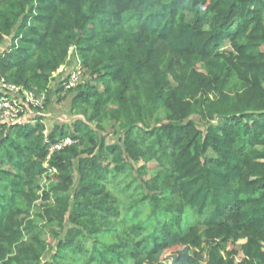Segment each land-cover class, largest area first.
Returning a JSON list of instances; mask_svg holds the SVG:
<instances>
[{"label": "trees", "instance_id": "16d2710c", "mask_svg": "<svg viewBox=\"0 0 264 264\" xmlns=\"http://www.w3.org/2000/svg\"><path fill=\"white\" fill-rule=\"evenodd\" d=\"M0 76L75 118L0 122V264H264V0H0Z\"/></svg>", "mask_w": 264, "mask_h": 264}, {"label": "built area", "instance_id": "2783aa9c", "mask_svg": "<svg viewBox=\"0 0 264 264\" xmlns=\"http://www.w3.org/2000/svg\"><path fill=\"white\" fill-rule=\"evenodd\" d=\"M73 53L74 48L70 47L68 51L67 63L73 61ZM75 61H77L76 67L73 70H70V72H66L68 80L63 83V87L65 90L76 87L81 77V64L76 55ZM65 68L66 65L61 67L58 71V74L64 72ZM44 99V93L36 97L32 93L21 87L7 83L0 76V122L8 123L11 125H24L31 122V118L28 115L30 113L29 107L34 110L41 109L44 104ZM33 122L34 121H32L31 123ZM44 134L45 136H47V132H45ZM73 143L74 141L70 138H64L56 143L53 142L50 146V151L47 159H49L50 155L54 152L63 150ZM44 166L45 168H47V174L52 175L56 173L55 169L50 168L47 162H45Z\"/></svg>", "mask_w": 264, "mask_h": 264}, {"label": "rangeland", "instance_id": "374dc122", "mask_svg": "<svg viewBox=\"0 0 264 264\" xmlns=\"http://www.w3.org/2000/svg\"><path fill=\"white\" fill-rule=\"evenodd\" d=\"M76 63H77V61H75V60L71 61V62H68L66 64V68H65L64 74L66 72H70V70H73L76 67ZM81 78L82 79L84 78V81L87 80V77H84L83 75H82ZM81 78L79 79L77 85H79V83H82ZM91 82L93 84H95L94 81L91 80ZM54 85L55 84H51L50 87L52 88ZM54 87H53V89H54ZM98 87H99L100 90H102V86L101 85H99ZM71 96L72 95H69L67 97L66 101L58 103L56 95H54L53 92H52V96H50V100L47 103V106L43 110H40L41 112H36V111H34V109H32L30 111L29 115L32 116L35 113L36 117H41L42 118V122L46 125L47 134L50 131V129L53 128L55 125L56 126H60L62 124H65L64 126H68L69 124H71L73 122V120H75V118L73 116V113L70 111V99H71ZM192 119L199 122L197 117H193ZM197 125H198L199 128H201V129L203 128V124H202L201 121ZM117 130H118V125L116 123H114V122H111L109 125H107V127L105 129V132H103L101 134V136H103L105 138L107 144H113V143H116L118 141V139L120 138V134H118ZM141 166H143L142 162H140L137 165H135V168L137 169V168H139ZM146 167H147V173L143 177L144 179H149L151 176H153L158 171L155 163H148L146 165ZM134 176H137V173H134ZM130 180H132L131 177L128 178L127 181H130ZM122 184H123V180L118 182V185H122ZM109 189L118 196V198L121 201L123 206H126L128 204V201H130V198L121 197L117 186L110 185ZM129 195H132V196H135V197L137 196L135 193H132V192H129ZM36 204L38 205V204H43V203L41 202V200H38L36 202ZM46 230L48 231V229H46ZM42 238H43V240L45 242H48V240H49V237L47 235H44ZM55 247H56V241H54L51 244L50 249L43 256V258H42L43 262H49L51 260V257L55 253ZM86 248L90 249V243L86 244ZM169 256H170L169 253L164 254V258H168ZM169 261L170 260H168V262Z\"/></svg>", "mask_w": 264, "mask_h": 264}]
</instances>
